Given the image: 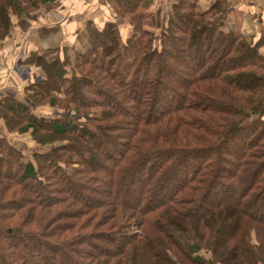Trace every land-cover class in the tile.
Returning <instances> with one entry per match:
<instances>
[{
	"label": "trees",
	"instance_id": "1",
	"mask_svg": "<svg viewBox=\"0 0 264 264\" xmlns=\"http://www.w3.org/2000/svg\"><path fill=\"white\" fill-rule=\"evenodd\" d=\"M57 1L0 0V44ZM110 4L127 39L90 23L71 75L36 57L28 103L0 101L10 132L52 137L30 159L0 139V264H264V25L176 0L157 33L151 0Z\"/></svg>",
	"mask_w": 264,
	"mask_h": 264
},
{
	"label": "crops",
	"instance_id": "2",
	"mask_svg": "<svg viewBox=\"0 0 264 264\" xmlns=\"http://www.w3.org/2000/svg\"><path fill=\"white\" fill-rule=\"evenodd\" d=\"M187 1L197 2L201 11L209 10L217 2ZM218 1L226 4V10L216 16V21L224 22L227 28L245 37L259 35L261 25H264V0ZM175 2L176 0H151L149 7H140L138 12L153 18L155 26L162 28ZM127 19L115 13L110 0H58L42 8L28 29L14 28L11 37L0 47V101L9 97L28 103V86L35 84V81L44 75L36 57L51 63L66 50L75 55L85 43L87 26L90 23L98 29H103L108 22L119 24L122 37L127 39L132 33V25ZM49 29H52L51 32H48ZM47 112H50V109H35L39 116H48ZM15 135L17 134L10 132L0 113V139L6 138L11 145L24 150L25 143L18 144ZM22 153L26 156L25 152Z\"/></svg>",
	"mask_w": 264,
	"mask_h": 264
},
{
	"label": "rangeland",
	"instance_id": "3",
	"mask_svg": "<svg viewBox=\"0 0 264 264\" xmlns=\"http://www.w3.org/2000/svg\"><path fill=\"white\" fill-rule=\"evenodd\" d=\"M126 18H128L127 20L131 22V17L127 16ZM160 28L155 26V28L153 30H155L157 33H159L160 30H161ZM2 44H0V47H2ZM262 53H264V48L262 49ZM60 57L62 59L66 58L65 60H67V58L70 59L69 60L70 62L68 61L70 63V65L67 67V69H68L69 74L71 75V69L75 65L76 54L74 55V53L67 51V53H62V55ZM43 73H44L43 77H39V79L35 81V84L41 82L43 79L46 78V72H43ZM40 107L50 109V112H47L48 116H52V117H56V118L57 117H62V116H71V114H68L67 112H64L61 109L62 106H60V105L57 106V107H53L52 108L50 105L44 104V105H42ZM72 117L74 118L73 115H72ZM14 133L17 134L15 136L18 139V144L21 145V144L25 143L26 148L24 150H22V151L26 153V157L29 158V159L32 157V153L34 152V150H49L52 147V143L50 142V140H51L50 138H52V137L49 134H47V135L41 134L40 135L41 137L36 138L37 141H35L34 137L31 136V133H27V134H21V133H18V132H14ZM38 140L40 142H44L45 144L44 145H42V144L38 145V143H37ZM52 140H55V143H58V141H59L58 138L55 139L54 137H53ZM28 145H30L31 148ZM98 169L100 170V168H98Z\"/></svg>",
	"mask_w": 264,
	"mask_h": 264
},
{
	"label": "built area",
	"instance_id": "4",
	"mask_svg": "<svg viewBox=\"0 0 264 264\" xmlns=\"http://www.w3.org/2000/svg\"><path fill=\"white\" fill-rule=\"evenodd\" d=\"M0 90H1V85H0Z\"/></svg>",
	"mask_w": 264,
	"mask_h": 264
}]
</instances>
